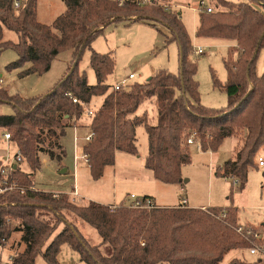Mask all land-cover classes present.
Masks as SVG:
<instances>
[{
    "label": "trees",
    "instance_id": "16d2710c",
    "mask_svg": "<svg viewBox=\"0 0 264 264\" xmlns=\"http://www.w3.org/2000/svg\"><path fill=\"white\" fill-rule=\"evenodd\" d=\"M62 1L66 10L45 24L37 18L38 0H25L20 10L14 8L15 0H0V53L7 49L18 53L7 69L20 70L21 78L43 75L62 51L73 50L70 67L47 93L23 97L0 87V104L14 109L0 114V132L10 133L9 140L17 144L22 162L30 168L26 172L13 166L10 180L20 188L0 193V262L1 248L14 231L21 234L18 245L25 246L14 251V264H36L40 254L48 264H62L59 254L65 244L87 264H220L229 251L247 248L248 242L234 230L239 222L234 205L211 207L213 214L181 205L111 210L110 205L92 200L76 203L65 192L36 190L34 175L44 158L62 164L67 155L62 136L95 98L103 97L91 118L92 138L83 146L94 179L115 164L117 151L138 153L139 126L145 127L148 136L145 167L168 184H182L183 166L192 163L191 148L185 143L191 132L196 131L203 151H218L225 139L246 130L234 157L216 170L217 175L232 178L233 187L245 189L249 168L257 164L255 156L264 145V72H257L264 48V0H210L215 11H199L196 36L234 41L231 47L237 51L236 58H224L225 84L213 73L214 85L229 96L228 106L222 108L201 102L198 67L190 58L192 39L178 11H168L156 1ZM135 21L160 23L170 30L166 42L179 45L180 71L160 68L143 83L109 91L108 78L116 60L91 44L107 26ZM5 28L15 31L19 40H3ZM86 49L91 50L95 84L79 70ZM147 99L157 106L156 123H150L147 115H135ZM68 212L94 227L102 241L92 244L68 219ZM230 264L261 261L237 259Z\"/></svg>",
    "mask_w": 264,
    "mask_h": 264
},
{
    "label": "rangeland",
    "instance_id": "374dc122",
    "mask_svg": "<svg viewBox=\"0 0 264 264\" xmlns=\"http://www.w3.org/2000/svg\"><path fill=\"white\" fill-rule=\"evenodd\" d=\"M140 1L146 4L156 1L168 11H178L180 13L192 39L193 49L190 58L196 62L198 67L196 79L200 85L201 102L211 108L227 107L229 96L225 89L214 85L213 73L225 84L227 71L224 66V58L228 56L237 57V51L231 47L234 45V41L221 38L206 39L196 36L199 14L192 7H198L200 0ZM207 1L210 3V0ZM65 8L62 0H38L37 18L42 23L51 24L57 16L65 11ZM170 34V30L160 23L154 26L149 22L135 21L129 24L121 23L107 26L104 33L97 37L91 46L98 52L113 54L116 60L115 70L108 78V84L111 85L109 91H112L111 89L116 83L129 77L131 73L135 74V78L129 80L130 85L136 82H145L160 68H167L169 71L178 74L180 71L179 45L175 41L166 42V38ZM3 40L17 42L19 37L15 31L5 28ZM197 45L204 48L205 51L202 54L194 53V47L197 48ZM72 53L73 50L71 49L62 51L52 61L51 69L43 75L32 74L21 78L19 76L20 70L7 69V65L18 58V53L14 49L4 50L0 53V74H2L3 80L0 87L7 88L11 94H19L23 97L45 94L70 67ZM90 54L91 50L86 49L80 61L79 70L87 74L90 84H95L97 79L95 71L90 65ZM257 72L258 74L264 72V48L259 53ZM102 101L103 97H97V100L95 98L90 108L95 111L102 104ZM13 112L14 109L10 104H0V114H11ZM135 115H147L150 123H156L157 106L154 100L147 99L141 103ZM91 118L92 115L88 116L84 113L81 118H74L73 126L67 128L61 139L67 151L62 164L48 158L42 159V166L34 175V188L36 190L61 191L53 192L55 194L70 193L72 191H69V189L72 190L73 186H75L83 196L76 197L74 199L76 203L81 204L92 200L102 204H114L110 206H115L116 209L123 206L128 207L125 205L128 196L135 194L138 197H142L146 193L156 196L159 205L164 202L160 201V198H165L166 202L169 203L179 204L184 196L189 197L193 205H210V207L201 209L212 214L211 207L234 205L238 207L239 215V222L234 225V230L248 242L249 246L229 251L220 264H230L237 259L245 261L258 260L256 256L251 254L250 248L254 243L264 245V167L259 165L260 156L264 157V145L255 156L257 164L249 168L245 189L240 191L237 189V185L233 187L234 180L232 178L227 177L228 180H226L222 176L217 175L216 170L220 164L233 158L234 146L238 144L237 149L241 141H244L247 135L246 130L241 131L237 136L224 140L219 150L213 152V154H216L217 161L208 160L209 155L198 154L202 151L198 137L194 144H189L188 141L185 142L191 148L193 160L191 164L183 166L182 173L184 179H192L187 184H181L184 187V191H182L181 186L178 184H168L157 180L154 178L152 171L145 167V159L148 153V136L145 127L139 126L137 127L138 153L130 154L117 151L115 164L107 166L103 176L96 180L92 177L91 171L85 166V162L81 159L77 161L78 157L74 146L75 131L73 128L77 130L80 128V134H86L90 130ZM87 142L88 140L85 138L84 144ZM79 143L81 145L82 141ZM79 152L82 155L81 149H79ZM17 154V144L6 139L4 131H1L0 161L3 162L7 159L10 164V162L15 161ZM80 155L78 156L80 157ZM210 158H212L211 155ZM15 165H19L26 172L30 171L26 162H15ZM63 169L67 171L63 173ZM12 190L9 189V191ZM208 197H212L215 203H209ZM159 205L157 206L160 207ZM183 207L190 206L186 205ZM67 216L69 220L78 225L81 232L92 244H99L102 241V237L94 227L71 212H68ZM16 223L15 221L12 222L13 227H15ZM239 225L258 231L261 235L260 240L251 243L249 239L238 232L237 228ZM60 228L55 231L53 236ZM53 236L46 242V245L50 243ZM20 237V232L14 231L12 233L11 238L1 248L3 255L1 256L0 264H7L16 249L19 251L24 249L23 243L18 245ZM59 260L62 264H87L80 259L78 252L74 251L68 244L62 246ZM36 264H48L43 254L37 257Z\"/></svg>",
    "mask_w": 264,
    "mask_h": 264
},
{
    "label": "built area",
    "instance_id": "2783aa9c",
    "mask_svg": "<svg viewBox=\"0 0 264 264\" xmlns=\"http://www.w3.org/2000/svg\"><path fill=\"white\" fill-rule=\"evenodd\" d=\"M24 6V3L15 0L14 2V8L16 10H20L22 7ZM194 9L200 11V10H205L208 12H213L215 11V7H213V5L209 4V2L207 0H200L198 3V7H194ZM204 48L201 47L200 45H197V48L194 47V53L196 54H202L204 52ZM135 78V74L132 73L129 75V77L123 79L121 82L116 83L113 87L112 90L113 91H120L124 88H128L129 87V80ZM3 82L2 78H0V86L1 83ZM75 102H78V100L76 98H74ZM86 114L88 116L93 115L94 114V110L93 108H88L86 111ZM6 139H10L11 135L10 133H5L4 134ZM92 138V134L90 133L86 139L89 141ZM197 140V133L196 131L191 132L189 138L187 139L189 144H194ZM78 144V138L77 136H75V145L77 146ZM199 144V143H198ZM85 157L87 158V155H85ZM22 156L20 154H18L16 156L15 161L10 162L6 159L4 160L1 164H0V193L4 192V191H9V189H19L20 186L17 184V182H12L10 180V171L13 169V166L15 164V162H22ZM11 163H13L11 165ZM259 165L261 167H264V157L260 156L259 158ZM73 195H78V191L76 189V187H74L73 190ZM126 206L134 208V209H153V208H157V204L155 202V200L152 197H138L135 194H132L130 196H128L127 199V203H125ZM187 205V201L186 199H184L182 201L181 206H186ZM111 210H115L116 207L115 206H110ZM238 232H240L242 235H244L247 239H249L251 241V243H253V241H258L260 240V233L256 230H254L253 228H248L245 227L244 225H239L237 228ZM250 252L251 254H253L254 256L257 257V259H259L261 261V263L264 264V245H257L254 243V245H252V247L250 248ZM7 264H14V255L10 256V259L8 260Z\"/></svg>",
    "mask_w": 264,
    "mask_h": 264
},
{
    "label": "crops",
    "instance_id": "0c3cea01",
    "mask_svg": "<svg viewBox=\"0 0 264 264\" xmlns=\"http://www.w3.org/2000/svg\"><path fill=\"white\" fill-rule=\"evenodd\" d=\"M18 1H20V0H18ZM20 2H22V3H24L25 2V0H21ZM65 4V3H64ZM65 7H66V5H65ZM182 7V6H181ZM192 8H194V6L192 7ZM65 10H66V8H65ZM197 11V13L199 14V11L198 10H196ZM56 19V18H55ZM54 19V20H55ZM53 20V21H54ZM197 26H198V24L196 25V30H197ZM204 38H206V39H208L207 37H204ZM132 74V73H131ZM0 78H2V74H0ZM96 100H97V98H96ZM73 130L75 131V136H77V138H78V144H77V146L75 145V138H74V146H75V153H76V155H77V157H78V159H77V161L79 160V159H81V160H83L84 162H85V166L89 169V171H90V166H89V164H88V160H87V158L85 157V154H84V152H83V146L85 145L84 143H85V138L90 134V130L86 133V134H80V132H81V130H80V128H78V130L77 129H74L73 128ZM79 135H80V137H79ZM82 141V144L80 145V141ZM238 145V144H237ZM237 145H235L234 146V149H233V152H234V154H235V150H236V147H237ZM79 146V147H78ZM198 147H199V145H198ZM79 149H81L82 150V155H80V152H79ZM213 152H216V151H211V150H209V151H201L200 153H198V154H201V155H209V157L207 158L208 160H218L217 158H216V154H213ZM213 154V155H212ZM234 154H233V157H234ZM78 155H80V157L78 156ZM210 155L212 156V158H210ZM229 160V159H228ZM227 161V160H226ZM225 161V162H226ZM224 162V163H225ZM224 163H222V164H220V166L219 167H221ZM111 166V165H110ZM218 167V168H219ZM67 170L66 169H63L62 170V172L64 173V172H66ZM154 176V175H153ZM183 177H184V175H183ZM155 178V177H154ZM223 178H225L226 180H228V178L227 177H223ZM191 179L192 178H190V180L188 179V181L185 183L184 181H183V185L184 184H187L189 181H191ZM178 185H180L181 186V190L182 191H184V187H183V185H181V184H178ZM74 187L75 186H73V189L71 190V189H69V191H72V192H66V193H68V194H70V195H72V197L73 198H76V197H83L82 195H81V192L78 190V195H73V190H74ZM51 192H61V191H51ZM144 196H150V197H152L154 200H155V202H156V204L157 205H159L158 204V198L156 197V196H154V195H152V194H149V193H146V194H144ZM90 197H93V196H90ZM94 199V198H93ZM184 199H186V201H187V206H190V207H197V208H203V207H210V205L209 206H207V205H193V204H191V202H190V199H189V197H183L181 200H180V203L179 204H174V203H169V202H166V199L165 198H160V201H164L163 202V204L162 205H159V206H162V207H174V206H177V205H181L182 204V201L184 200ZM208 202L209 203H215L214 202V200H213V198L212 197H208ZM106 205H114V204H106ZM214 205V204H213ZM224 206V205H223ZM226 206H229V205H226ZM239 216V215H238ZM242 224V223H241ZM252 224V223H251Z\"/></svg>",
    "mask_w": 264,
    "mask_h": 264
},
{
    "label": "water",
    "instance_id": "95a60500",
    "mask_svg": "<svg viewBox=\"0 0 264 264\" xmlns=\"http://www.w3.org/2000/svg\"><path fill=\"white\" fill-rule=\"evenodd\" d=\"M188 181V179H184V182L186 183Z\"/></svg>",
    "mask_w": 264,
    "mask_h": 264
}]
</instances>
